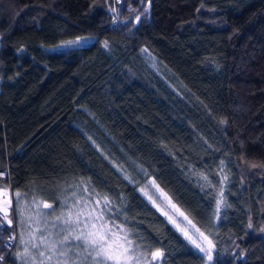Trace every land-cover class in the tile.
I'll return each mask as SVG.
<instances>
[{"label": "trees", "instance_id": "obj_1", "mask_svg": "<svg viewBox=\"0 0 264 264\" xmlns=\"http://www.w3.org/2000/svg\"><path fill=\"white\" fill-rule=\"evenodd\" d=\"M0 168V264H21L26 202L42 221L91 196L143 264H264V0H0Z\"/></svg>", "mask_w": 264, "mask_h": 264}, {"label": "rangeland", "instance_id": "obj_2", "mask_svg": "<svg viewBox=\"0 0 264 264\" xmlns=\"http://www.w3.org/2000/svg\"><path fill=\"white\" fill-rule=\"evenodd\" d=\"M140 191L179 231H181L187 237V239L189 236H191L192 239L196 240L197 243H200L202 247L208 246L207 242L201 236V232H199L193 226L190 220L184 215V213L170 198V196L161 187H159L157 183L153 181V179L148 177L143 180L140 183ZM98 200L100 201L99 198L94 196L87 198V200L84 199V197H76L75 200L69 206H67V208L55 213L54 215H52L51 212L48 216L49 219L47 218V220L44 219L42 221H40V216L37 215V206L39 204L46 205V203L30 201L26 202L24 212V233L21 239L22 244L20 247H18L15 253L19 263L58 264L59 262V264H63V258L59 257L57 252L49 251L50 245L56 243L57 249H60V245L57 242L63 239V233L61 230L65 228L71 230L69 226L65 224V220L67 219L69 211L76 213L80 209H85L86 211H92V209H95L96 211L93 213V216H97L102 211L101 201L99 204L96 203ZM103 217V221L94 222H96L98 225L100 223L105 224L107 229L110 230L109 235H111V233H115L116 235L113 237V239L118 243H122L124 247L128 248L127 256L130 257V259L126 261L122 260L121 264H143L144 259H139L138 254L133 249L132 244L130 246L127 244L126 241L131 240L129 239L124 227L111 223L109 219L106 218L104 213ZM84 219H87V217L82 216L81 220L83 221ZM173 221H175V223H173ZM82 227L83 225L81 224L77 228V231L81 230ZM203 236L206 237L204 234ZM44 238H47L46 242L42 243L41 241L44 240ZM189 241L191 242V240ZM78 243L80 242L70 240L66 241L65 245L68 247H74ZM34 245H36V247H34ZM79 251V249H76V252L79 253ZM41 252L45 253V255L41 256ZM153 253L154 252H152L150 255L151 258H153ZM48 256H51L52 258L48 259ZM81 256H84L83 252ZM73 260L76 261V264H92L90 258L89 260H78L76 255H70V261ZM107 264H113V262L108 261Z\"/></svg>", "mask_w": 264, "mask_h": 264}, {"label": "snow or ice", "instance_id": "obj_3", "mask_svg": "<svg viewBox=\"0 0 264 264\" xmlns=\"http://www.w3.org/2000/svg\"><path fill=\"white\" fill-rule=\"evenodd\" d=\"M147 11V10H145ZM139 20V17H137ZM84 39V37H77L75 40H68L64 41L65 44H79ZM105 47H107V43L105 42ZM104 201L107 203V197H104ZM97 204L100 201H96ZM49 207V205H45ZM95 209L92 211H86L85 209H80L76 213H72L69 211L67 215V219L65 220V224L69 226L71 230L68 228L62 229L61 232L63 233V239L58 241L57 243L60 245V249H57L56 243H53L49 247V251L57 252L59 257L63 258V264H76V261H70V255H76L78 260H89L91 259L92 264H107L108 261H112L113 264H121V261H126L130 259L127 256L128 248L124 247L122 243H118L113 237L116 235L115 233H111L109 235V229L103 223L99 225L94 221H103V212L97 216H93ZM87 217V219L81 220V217ZM5 219L7 217L5 216ZM10 223V221H9ZM175 223V221H173ZM83 225L82 229L77 231V228L80 225ZM249 228L252 227V224L249 223ZM59 235V233H58ZM187 235V234H186ZM203 239L207 242V247H202L200 243H197L196 240L192 239L191 236L188 237L189 240L198 248L200 251L205 252L208 254V260H212V249L215 245L212 243L211 240H208L207 237L203 236ZM47 238H44L41 242H46ZM75 240L79 241L80 243L76 244L74 247H68L65 245L66 241ZM127 244L130 246L131 241H126ZM36 247V245H34ZM76 249H80L84 256L81 258L79 253L76 252ZM41 256H44L45 253L41 252ZM153 259L162 255V253L157 250L153 254ZM51 256H48V259H51ZM59 264V262H58Z\"/></svg>", "mask_w": 264, "mask_h": 264}, {"label": "built area", "instance_id": "obj_4", "mask_svg": "<svg viewBox=\"0 0 264 264\" xmlns=\"http://www.w3.org/2000/svg\"><path fill=\"white\" fill-rule=\"evenodd\" d=\"M7 175L5 168H0V246L3 250L9 249L15 241L14 233L10 228L11 219L7 213V203L10 202V191L1 183ZM5 216L7 219H5ZM10 221V223H9ZM3 252L0 250V260Z\"/></svg>", "mask_w": 264, "mask_h": 264}]
</instances>
